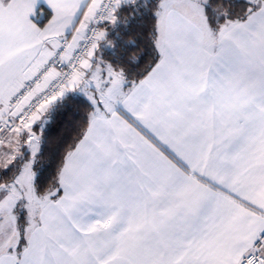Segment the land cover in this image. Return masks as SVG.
I'll return each instance as SVG.
<instances>
[{
  "label": "snow or ice",
  "instance_id": "1",
  "mask_svg": "<svg viewBox=\"0 0 264 264\" xmlns=\"http://www.w3.org/2000/svg\"><path fill=\"white\" fill-rule=\"evenodd\" d=\"M0 264H264V0H0Z\"/></svg>",
  "mask_w": 264,
  "mask_h": 264
},
{
  "label": "trees",
  "instance_id": "2",
  "mask_svg": "<svg viewBox=\"0 0 264 264\" xmlns=\"http://www.w3.org/2000/svg\"><path fill=\"white\" fill-rule=\"evenodd\" d=\"M66 132V122H61L60 118L52 125V130L48 133V149L55 148L58 138Z\"/></svg>",
  "mask_w": 264,
  "mask_h": 264
}]
</instances>
